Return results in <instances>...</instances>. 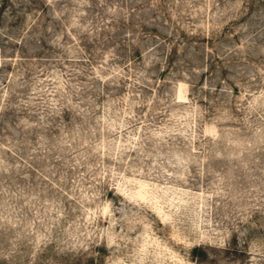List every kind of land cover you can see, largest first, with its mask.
Segmentation results:
<instances>
[{"label":"rangeland","instance_id":"obj_1","mask_svg":"<svg viewBox=\"0 0 264 264\" xmlns=\"http://www.w3.org/2000/svg\"><path fill=\"white\" fill-rule=\"evenodd\" d=\"M0 264H264V0H0Z\"/></svg>","mask_w":264,"mask_h":264},{"label":"trees","instance_id":"obj_2","mask_svg":"<svg viewBox=\"0 0 264 264\" xmlns=\"http://www.w3.org/2000/svg\"><path fill=\"white\" fill-rule=\"evenodd\" d=\"M204 256H206L205 254H203Z\"/></svg>","mask_w":264,"mask_h":264}]
</instances>
